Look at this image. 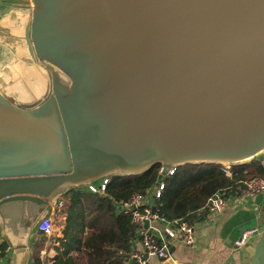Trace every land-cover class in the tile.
Here are the masks:
<instances>
[{
    "label": "water",
    "instance_id": "water-1",
    "mask_svg": "<svg viewBox=\"0 0 264 264\" xmlns=\"http://www.w3.org/2000/svg\"><path fill=\"white\" fill-rule=\"evenodd\" d=\"M21 1L51 80L34 101L0 89V207L264 155V0Z\"/></svg>",
    "mask_w": 264,
    "mask_h": 264
},
{
    "label": "crops",
    "instance_id": "crops-1",
    "mask_svg": "<svg viewBox=\"0 0 264 264\" xmlns=\"http://www.w3.org/2000/svg\"><path fill=\"white\" fill-rule=\"evenodd\" d=\"M32 20L30 7L21 0H0V89L11 99L34 101L44 96L51 77L35 61L27 42ZM260 159V158H259ZM242 195V194H241ZM227 200L226 208L207 224L197 222L194 245L181 241L172 247L174 264H264V192ZM64 200L63 196L58 197ZM33 202L4 203L0 207V264H35L36 245L42 236L37 223L51 217L54 238L46 236L40 256L45 264H54L58 247L73 233L75 208L80 198L72 197L65 212ZM150 201L153 202L150 198ZM63 208V207H62ZM256 229L242 246L236 242L246 230ZM137 249L143 250L140 244ZM146 264H163L149 256Z\"/></svg>",
    "mask_w": 264,
    "mask_h": 264
},
{
    "label": "trees",
    "instance_id": "trees-1",
    "mask_svg": "<svg viewBox=\"0 0 264 264\" xmlns=\"http://www.w3.org/2000/svg\"><path fill=\"white\" fill-rule=\"evenodd\" d=\"M220 167L218 164L176 167L173 175L164 177L165 188L151 203L152 209L169 219L195 224L205 217V206L214 193L223 191L227 199L239 196L246 190V181L264 175L259 159L233 166L232 176L223 173ZM161 168L162 165H155L139 175L109 177L103 195L82 188L63 195L66 202L62 212L72 197H81V201L75 208L73 233L58 247L54 264H136L130 262L132 251L137 248L133 208L121 211L119 203H128L138 194L147 197L158 185ZM46 241V236L41 237L36 245L35 264H45L40 253Z\"/></svg>",
    "mask_w": 264,
    "mask_h": 264
},
{
    "label": "built area",
    "instance_id": "built-area-1",
    "mask_svg": "<svg viewBox=\"0 0 264 264\" xmlns=\"http://www.w3.org/2000/svg\"><path fill=\"white\" fill-rule=\"evenodd\" d=\"M261 165L264 169V155L260 157ZM176 167H171L167 175H173ZM221 171L228 176L234 174L232 165H221ZM162 172V168L160 173ZM164 176V177H165ZM164 177L159 180L158 185L150 191V194L146 197L142 194L135 195L128 203H119L121 211L127 210L129 207L133 208L132 221L136 225L135 245L140 244L143 250L134 249L132 251V259L136 264H146L147 259L145 254L149 256H155L163 261L172 258V247L175 242L181 241L186 245H194L197 241L196 226L197 224H191L181 219H169L166 216L161 215L157 210L152 209V201L156 197L161 195V191L165 188ZM108 178L101 180L95 184H89L81 187L84 191L98 193L103 195L106 190ZM246 190L241 196L253 197L256 193L264 192V175L256 177L245 182ZM227 198L223 191L214 193L208 200L205 206V217L199 221L202 224L209 223L213 216L222 212L227 206ZM64 206V200L58 198L55 201V208H61ZM146 221L149 222L146 227ZM38 230L44 236H51L54 232V223L51 217H43L37 223ZM256 229L246 230L240 239L237 240L236 245L242 246L246 243L248 237L255 232ZM0 246V253H1ZM188 264V263H184Z\"/></svg>",
    "mask_w": 264,
    "mask_h": 264
},
{
    "label": "rangeland",
    "instance_id": "rangeland-1",
    "mask_svg": "<svg viewBox=\"0 0 264 264\" xmlns=\"http://www.w3.org/2000/svg\"><path fill=\"white\" fill-rule=\"evenodd\" d=\"M81 190V188L78 189V191Z\"/></svg>",
    "mask_w": 264,
    "mask_h": 264
}]
</instances>
